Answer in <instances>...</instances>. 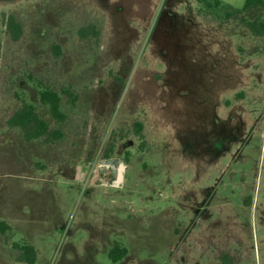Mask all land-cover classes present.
<instances>
[{"label": "rangeland", "instance_id": "374dc122", "mask_svg": "<svg viewBox=\"0 0 264 264\" xmlns=\"http://www.w3.org/2000/svg\"><path fill=\"white\" fill-rule=\"evenodd\" d=\"M31 76L76 93L66 122ZM23 100L63 138L11 128ZM0 221V264H264V34L195 0H0Z\"/></svg>", "mask_w": 264, "mask_h": 264}, {"label": "trees", "instance_id": "16d2710c", "mask_svg": "<svg viewBox=\"0 0 264 264\" xmlns=\"http://www.w3.org/2000/svg\"><path fill=\"white\" fill-rule=\"evenodd\" d=\"M200 15L210 16L216 18L218 21H231L240 18L244 27L251 30L255 35L261 36L264 34V22L260 16L253 21L247 20L242 16L244 13L264 9V0H245L243 8H235L221 0H195ZM242 17V18H241ZM8 28L13 34L14 38L18 39L21 35L22 28L16 22L13 16L8 17ZM90 33L94 32L89 30ZM32 83L39 88V97L42 105L47 106L53 118L58 123L66 122L68 116L62 111V96L69 98L71 105L74 107L78 101V96L70 88H63L60 91L45 86L44 83L30 77ZM8 125L11 128H20L24 134L27 142H32L39 139H44L47 143H54L63 138L64 134L59 129H50L48 123L41 119L36 107L26 100H23L21 107L8 120ZM144 126L140 122L135 123L136 135L143 139ZM143 145V144H142ZM128 160V159H127ZM11 227L4 221H0V234L6 235ZM14 248L20 252L18 260L27 262L28 264H35L37 261V253L35 248L27 243L14 244ZM128 254L126 248H121L115 245L109 253V258L113 263H118L123 260ZM222 260H227V256L222 257ZM228 262L226 261L225 264Z\"/></svg>", "mask_w": 264, "mask_h": 264}, {"label": "water", "instance_id": "95a60500", "mask_svg": "<svg viewBox=\"0 0 264 264\" xmlns=\"http://www.w3.org/2000/svg\"><path fill=\"white\" fill-rule=\"evenodd\" d=\"M124 171H125V164L122 163V164H120L119 169H118V181H117V184H120V182L122 181L123 176H124V174H123Z\"/></svg>", "mask_w": 264, "mask_h": 264}]
</instances>
